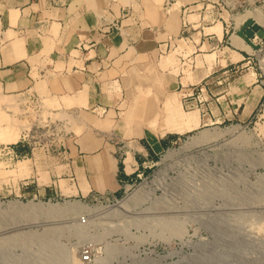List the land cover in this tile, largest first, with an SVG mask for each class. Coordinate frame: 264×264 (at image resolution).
Listing matches in <instances>:
<instances>
[{
    "label": "crops",
    "instance_id": "0c3cea01",
    "mask_svg": "<svg viewBox=\"0 0 264 264\" xmlns=\"http://www.w3.org/2000/svg\"><path fill=\"white\" fill-rule=\"evenodd\" d=\"M221 2L0 0V83L17 97L39 95L37 84L72 97L62 109L85 123L58 154L15 146L28 196L117 197L185 134L251 122L264 86L242 15L234 30Z\"/></svg>",
    "mask_w": 264,
    "mask_h": 264
},
{
    "label": "rangeland",
    "instance_id": "374dc122",
    "mask_svg": "<svg viewBox=\"0 0 264 264\" xmlns=\"http://www.w3.org/2000/svg\"><path fill=\"white\" fill-rule=\"evenodd\" d=\"M224 2L229 4V10L237 4V0H224ZM236 12H233L232 17H236ZM2 31L0 25V42ZM7 34L4 42L15 38L11 32ZM0 48L4 51L5 46ZM250 53L254 54L253 50ZM255 54L258 57L259 52ZM253 67L260 76L256 59L253 60ZM37 77L36 74L35 79ZM260 80L264 78L260 77ZM43 88V85L37 84L36 90L39 95L25 98L9 94L10 88L6 91L0 83V144H17L23 140V136H27L28 139H32L37 155L47 149L58 154L64 151V147L70 142L79 138L85 130V123H82L81 119H75L76 114L73 111L62 109L63 106H73L75 100L72 97H50L43 94ZM263 109L258 113L257 118H253L245 125L237 123L213 125L185 134L175 146L162 153L152 169L147 170L141 178L133 182L135 185L128 188L127 195L123 192L117 196V200L112 196L95 197L86 201L60 196L56 197L59 203L57 201L53 203L49 201L53 199L50 196L42 199L33 198L28 196L29 190L23 187L28 181L25 179L28 177L25 170L27 162L21 160L14 166L0 162V206L3 209L12 202H42L54 205L79 202L95 214L97 211L114 210L136 192L140 195L145 192L150 194V198L139 206L142 210L140 215L120 220L108 218L94 221L87 216L88 223L85 225L82 224V216H80L79 224L74 225L72 220L66 219V224L53 228L58 229L56 232L46 231L42 226L35 231L44 234L45 238L50 237L49 234H52L50 231H53L55 234L53 238H56L55 240L65 251L70 255L74 253L79 255L76 254L81 259L80 264L83 263L82 248L87 244L93 246L98 257L94 264H198L226 261L238 264L242 255H245L243 258L250 264H264ZM173 113L177 115L176 110H173ZM236 125L245 127L251 143L241 148V143L237 142L236 146L239 148L235 149L234 154L229 149V142L234 137L231 138L229 135L219 140L214 147H210L212 144H203L200 145L201 147L194 144L203 131L214 128L225 130ZM13 128L17 132L20 131L15 142L3 136ZM169 152L172 158L164 160ZM235 153L244 155L240 165L232 163L236 157ZM223 164L230 170L224 169L222 177L226 184H223L224 187H220L219 191L213 188L216 185L213 181L214 177L220 175L219 169ZM195 174L197 177L194 176ZM202 175L209 176L206 178L208 180L213 179L212 182L209 180L207 183L206 187L209 184L207 189L200 186L199 180L202 181L204 178ZM246 178L249 181H243ZM219 192L223 193L225 198H222ZM255 204L256 210L253 209ZM134 207H137L136 204L130 208ZM249 208L252 211H247ZM173 213L178 215V218H173ZM22 220L21 215L0 213V229ZM183 231L185 234L181 238L180 234ZM25 232L30 230L27 229ZM32 248L33 251H37L36 246ZM21 253L22 251L18 249L17 254ZM31 264H35L34 260Z\"/></svg>",
    "mask_w": 264,
    "mask_h": 264
},
{
    "label": "bare ground",
    "instance_id": "6f19581e",
    "mask_svg": "<svg viewBox=\"0 0 264 264\" xmlns=\"http://www.w3.org/2000/svg\"><path fill=\"white\" fill-rule=\"evenodd\" d=\"M249 19H255L256 25L264 26V16L258 11L248 12V13L242 15L241 17H239V19H238L239 25L238 26H240L242 24V22L247 21ZM12 130L3 134V136L7 140H12L15 142L18 139L20 131L18 130L19 132H17L16 130H14V128ZM247 134L248 133L246 132L245 127H242L241 125L229 127L225 130L224 129L221 130V129H217V128L208 129L207 131H203V133L200 134L201 136L199 137L198 140L195 139L196 141L194 144H198L199 146L203 145V144H210V145L212 144L210 147H212V146L214 147L219 143L218 142L219 140L224 139V137L229 135V136H231V138L234 137L233 140H231V141L229 140L230 141L229 142V149H231V151L234 154L235 149L239 148L236 146L237 142L241 143V145H240L241 148L247 147L251 143V139ZM23 137H25V136H23ZM191 143H193V141ZM243 156L244 155L242 153L236 154V157L234 158V160H232V163H236L237 165H240L242 163ZM169 158H172L171 152L168 153L167 158L164 160H167ZM231 166H233V164H231ZM254 168H255V166H254ZM224 169H229V168L225 167L223 164V166L219 169L220 175H218V177H216V178L214 177V181H213V183L216 184V185H214L213 188L219 189V191H220V187H224L223 184L224 185L226 184V182H223L224 180L222 177L224 175ZM241 173L243 174L245 172H241ZM194 176L197 177L196 174ZM202 176H204V175H202ZM208 177H206V175H205L204 178L202 179V181L199 180L201 183L200 186H202L204 189H207L209 187V184H208V187H206L207 183L210 180V179L209 180L206 179ZM211 177L212 176H210V178ZM195 179H198V178H195ZM212 180H210V181L212 182ZM226 180H228V179H226ZM231 180H232V178H230V181ZM244 180H248V179L246 178V179H243V181ZM213 183H210V184L212 185ZM192 184H193V182H192ZM246 184H250V183L246 182ZM195 186L197 187L199 185H195ZM226 188H227V186H226ZM189 189H191V188H189ZM193 189H194V187H193ZM167 190L170 191L169 189H167ZM194 192L195 191H193V193ZM219 193L222 194L221 195L222 198L223 197L225 198V195L223 196V193H221V192H219ZM149 198H150V194H148V193L144 192L143 194L140 195L138 192H136L126 202L119 205L116 209L111 210V211H104V212L97 211V212H95V214H92L91 209L82 205L79 202H66L63 205H60V204L54 205V204H50V203L45 204L42 202H40V203L12 202V203H8L6 205L7 207H5L3 209L0 206V213L17 214V215H21V217H23L22 221H19L18 223H15L11 226H8V227L6 226V227H3L0 229V263H2V264H31L32 261L34 260L35 264H49V263H51V264H80L81 259L76 256L77 253L70 255L69 252L65 251V249L61 245H59V243L55 240L56 238H53L55 236L53 231H50V233H52V234H49L50 237L45 238L44 234L37 233L35 231V229L42 226L46 229V231L54 230L55 228L66 224L67 223L66 219L72 220L71 222L74 225H76V224H79V222H78L79 217L83 216V215L89 216L90 220H93V221L96 219L97 220H105L108 218L113 219V220H120L123 218L125 219L126 217L137 216V215H140L142 212V210L139 209V206H141ZM132 203L136 204L137 207H134L133 209H131L130 207H132V205H133ZM256 208H257V205L255 204V206H253V209L256 210ZM129 210H132L133 213H132V211H129ZM255 210H253V211H255ZM247 211L250 212V211H252V209L250 210V208H249ZM261 211H263V210H261ZM173 214H171V215H173ZM91 215H94L93 216L94 218ZM175 215L176 214L173 215V218L178 216V215H176V216ZM171 218H172V216H171ZM249 221L251 222V220H249ZM27 229H29L30 232H25V230H27ZM33 230L35 232H33ZM54 231L56 232V231H58V229L54 230ZM184 234H185L184 231L180 234L181 238H182V235H184ZM33 246L37 247V251H33V248H32ZM18 249H20L22 251L21 254H17ZM225 255L228 256L230 254H225ZM243 257H245V255H242L240 257L241 261L238 264H250ZM198 264H231V263L226 261L223 263L200 262ZM255 264H257V263H255Z\"/></svg>",
    "mask_w": 264,
    "mask_h": 264
},
{
    "label": "built area",
    "instance_id": "2783aa9c",
    "mask_svg": "<svg viewBox=\"0 0 264 264\" xmlns=\"http://www.w3.org/2000/svg\"><path fill=\"white\" fill-rule=\"evenodd\" d=\"M222 5L224 7H227L230 9L229 4L225 3L224 0H221ZM234 11H237L236 16L243 15L246 12L250 11H258L264 16V0H237V4L234 5V8L231 9ZM242 13V14H240ZM235 18V17H233ZM252 22L253 25H256V20H248L244 22L238 30H242V37L244 38L245 43L253 50L254 54H249V57L251 60L255 59L257 60L258 64V70L260 72V77L264 78V39L261 38L257 33H252V26H249L248 23ZM259 26V25H258ZM262 30H264V26H259ZM233 29L236 30V22L233 19ZM256 52H259L258 57L255 54ZM262 84L264 86V80H262ZM264 108V102L261 103L255 117H258V113L262 111ZM264 110V109H263ZM254 117V118H255ZM27 136L23 138L21 141L27 140ZM20 141V142H21ZM18 144V143H17ZM17 144H0V162H5L9 166H14L17 164L19 161L25 159L22 157L16 150L15 146ZM141 178V177H140ZM135 184H124V193L125 195L128 194V188L132 187ZM115 200H117V197L112 196ZM50 202H55L57 201L56 198L50 199ZM58 202V201H57ZM59 203V202H58ZM81 222L82 224H87L88 223V218L87 216H82L81 217ZM82 262L83 264H94L96 259L98 257L96 256V252L91 244H87L83 246L82 248Z\"/></svg>",
    "mask_w": 264,
    "mask_h": 264
},
{
    "label": "water",
    "instance_id": "95a60500",
    "mask_svg": "<svg viewBox=\"0 0 264 264\" xmlns=\"http://www.w3.org/2000/svg\"><path fill=\"white\" fill-rule=\"evenodd\" d=\"M249 26H252V33H257L261 38L264 39V30H262L258 25H253L252 22L248 23ZM261 98H264V91H262ZM261 104V102H260ZM259 104V106H260Z\"/></svg>",
    "mask_w": 264,
    "mask_h": 264
}]
</instances>
